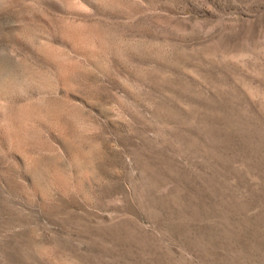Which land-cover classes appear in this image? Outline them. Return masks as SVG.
Instances as JSON below:
<instances>
[{
    "label": "rangeland",
    "instance_id": "1",
    "mask_svg": "<svg viewBox=\"0 0 264 264\" xmlns=\"http://www.w3.org/2000/svg\"><path fill=\"white\" fill-rule=\"evenodd\" d=\"M1 1L0 264H264V0Z\"/></svg>",
    "mask_w": 264,
    "mask_h": 264
},
{
    "label": "bare ground",
    "instance_id": "2",
    "mask_svg": "<svg viewBox=\"0 0 264 264\" xmlns=\"http://www.w3.org/2000/svg\"><path fill=\"white\" fill-rule=\"evenodd\" d=\"M1 2L3 4L2 6L5 7V4L7 3L6 0H2ZM14 79H16V77L15 78H13V77L11 78L10 75H8L7 77H1L0 76V119H2V121H1L2 123H3V120H4V118H3L4 114L3 113L6 114V110H5V108L3 107L2 103H1V101H2L1 99H4L3 97L4 96L6 97V94L9 92V90H11L10 89V85H11V82L14 81ZM19 86H21V85H19ZM3 109L5 110V112H4Z\"/></svg>",
    "mask_w": 264,
    "mask_h": 264
}]
</instances>
